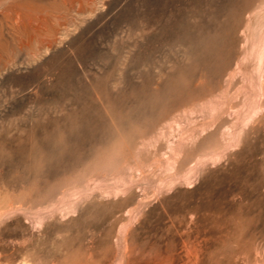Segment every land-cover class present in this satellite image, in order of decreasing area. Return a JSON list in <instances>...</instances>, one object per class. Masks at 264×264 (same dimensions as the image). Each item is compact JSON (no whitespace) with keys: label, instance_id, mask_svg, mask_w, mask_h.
I'll return each instance as SVG.
<instances>
[{"label":"rangeland","instance_id":"1","mask_svg":"<svg viewBox=\"0 0 264 264\" xmlns=\"http://www.w3.org/2000/svg\"><path fill=\"white\" fill-rule=\"evenodd\" d=\"M1 7L0 264H264V0Z\"/></svg>","mask_w":264,"mask_h":264},{"label":"bare ground","instance_id":"2","mask_svg":"<svg viewBox=\"0 0 264 264\" xmlns=\"http://www.w3.org/2000/svg\"><path fill=\"white\" fill-rule=\"evenodd\" d=\"M7 1V0H6ZM11 2V1H10ZM2 6V0H0V25H1V20H2V13H1V7ZM5 7V6H4ZM248 25V24H247ZM246 28V27H245ZM243 36V35H242ZM245 37V36H244ZM237 41H240V38H237ZM2 42L3 41H1V35H0V74H1V70H2V61H1V52H2ZM238 43H240V42H238ZM241 53V52H240ZM231 61V60H230ZM245 61V60H244ZM3 71V70H2ZM2 75H0V77H1ZM31 180V179H30ZM28 181V180H27ZM261 182V181H260ZM31 183H33V182H31ZM3 188V187H2ZM3 199V198H2ZM18 206V205H17ZM7 208H5V210H6ZM17 209V208H16ZM3 211V212H1L0 213V220L4 217H7L8 215H10V214H12V213H14L13 211H14V209L12 208H9L7 211ZM246 212V211H245ZM11 216V215H10ZM9 216V217H10ZM45 216V214L43 215V217ZM42 218V217H41ZM193 218V217H192ZM16 220V219H15ZM42 220H44L43 218H42ZM195 220V219H194ZM194 223V222H193ZM198 233V232H197ZM217 239V238H216ZM199 243V242H198ZM202 246V245H201ZM207 246V245H206ZM257 259V258H256ZM130 261V260H129ZM254 261V260H253ZM114 263V262H113ZM123 263V262H122ZM129 263V262H128ZM264 263V262H263ZM150 264V263H149ZM153 264V263H152ZM248 264V263H247Z\"/></svg>","mask_w":264,"mask_h":264}]
</instances>
